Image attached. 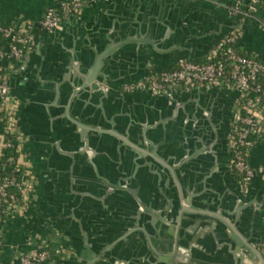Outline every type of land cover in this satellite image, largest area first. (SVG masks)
Returning a JSON list of instances; mask_svg holds the SVG:
<instances>
[{
    "label": "crops",
    "instance_id": "crops-1",
    "mask_svg": "<svg viewBox=\"0 0 264 264\" xmlns=\"http://www.w3.org/2000/svg\"><path fill=\"white\" fill-rule=\"evenodd\" d=\"M53 4L0 0V20L36 22ZM132 11L141 13V22L168 21L176 28H161L155 37L159 47L148 50V59L128 44L99 65L103 51L116 46L115 27L133 23ZM228 21L215 0H106L53 36L37 31L27 73L17 72L11 81L23 101L21 124L38 178L32 215L24 224L43 235L57 234L64 253L51 264H264L256 254L258 241L252 257L254 243L244 234L240 250L230 246L236 242L226 223L237 203L226 164L186 161L182 152L183 162L177 163L162 131L147 127L158 119L151 103L114 90L143 77L149 62L160 68L185 55L201 57L200 47L209 48L216 29ZM198 32L207 34V43L199 42ZM178 43L184 46L173 47ZM245 44L264 51V31L256 21L247 24ZM35 150L44 158L40 163ZM263 159L264 144L252 161L258 165ZM260 192L264 195V187ZM258 210L255 235L263 239L264 207ZM38 214L51 218L38 220Z\"/></svg>",
    "mask_w": 264,
    "mask_h": 264
},
{
    "label": "built area",
    "instance_id": "built-area-1",
    "mask_svg": "<svg viewBox=\"0 0 264 264\" xmlns=\"http://www.w3.org/2000/svg\"><path fill=\"white\" fill-rule=\"evenodd\" d=\"M53 1L36 22L0 20V264H51L64 253L57 234L43 235L24 224L32 215L38 178L11 80L26 68L37 31L53 36L86 8L106 0ZM215 1L235 25L214 47L199 58L182 59L163 70L149 62L147 73L124 84L122 90L155 96L207 88L232 93L230 169L248 195L258 177L264 181V159L258 165L252 161L254 150L264 144V51L249 48L245 36L252 20L264 31V0ZM256 248L264 255V238Z\"/></svg>",
    "mask_w": 264,
    "mask_h": 264
},
{
    "label": "flooded vegetation",
    "instance_id": "flooded-vegetation-1",
    "mask_svg": "<svg viewBox=\"0 0 264 264\" xmlns=\"http://www.w3.org/2000/svg\"><path fill=\"white\" fill-rule=\"evenodd\" d=\"M199 98H202L203 101L199 102ZM18 99L21 109L23 101L19 97ZM233 100L234 95L232 93L213 89L205 93L204 97L196 98L194 96L192 104H185L178 100L168 101L165 107L167 121L162 136L177 163L183 162L181 152L187 150L189 151L187 160L199 158L205 162L215 161L219 164H226V169L231 172L236 186L235 201L239 205H246L250 213L255 210L259 211L258 209L264 207V195L260 192L261 186L264 187V181L255 180L250 193L246 195L242 193L238 178L230 169L228 134L232 122ZM198 152H200L199 155ZM34 155L37 163L44 160L39 150H35ZM49 216L51 215L38 214L36 218L49 220L51 218ZM249 240H252L253 243V240L257 242L261 239L256 236L249 238Z\"/></svg>",
    "mask_w": 264,
    "mask_h": 264
},
{
    "label": "water",
    "instance_id": "water-1",
    "mask_svg": "<svg viewBox=\"0 0 264 264\" xmlns=\"http://www.w3.org/2000/svg\"><path fill=\"white\" fill-rule=\"evenodd\" d=\"M184 1L188 2V0H184ZM137 10L139 12L142 11L141 8H140V10L139 9H137ZM139 14H141V13H139ZM139 14L134 13L133 11L130 12L129 17L132 18L131 21H133V23L122 25L121 27H117V26L115 27V30H116L115 34L117 35V40H118L116 42V46L113 49L103 51V53L100 55V59L98 61L99 65H102V63H101L102 59L107 58L108 55L114 54L116 50H119L122 47H130L129 45H133L134 48H131V49H137V51L142 56H146V59H148V57H149L148 50L155 53L157 48L159 47V44L156 43L157 39L155 37H156V35L159 34V31L161 30V28H164V27L168 28L169 26L171 27L172 30H174L176 28V26L174 24L170 25L168 21H163L164 23H159V22L155 21L154 24L153 23L148 24L146 22H141L142 16ZM233 25H235V23L228 21L225 24V27L222 28L221 31L219 29H216V31L218 32V36L216 37V39L213 42H210L208 44L209 48L208 47H205V48L200 47L201 49H203V52L199 56L205 55L212 47H214L218 43V41H220L229 32V30H231ZM182 29L183 28H180V31H179L180 33L182 32ZM199 34H200V36H202V39H199V42H203V43L206 42L205 37L207 36V34H204L203 32L196 33V35H199ZM37 44H38V38L36 37L35 49L37 48ZM183 46L184 45H181L179 43L173 45V47H183ZM198 48H199V46H198ZM134 51H136V50H134ZM195 57L196 56L185 55V56L180 57L178 59V61L182 60V59H193ZM169 66L170 65H165V66L157 68V69L163 70V69L168 68ZM27 70H28V63L26 65V68L22 71V73H27ZM82 74H84L86 77H88V82H91L92 79L88 75L87 72H82ZM82 80H83V78H82ZM101 81L105 82L104 78H102ZM13 84H14V81H11V87H13ZM122 88H123V85H116L114 87V90L119 92V93H123ZM213 89L214 88L195 89L193 91L185 92V93L176 92V93L159 95V96L151 95L148 93H142V92H138L136 94H134V93L129 94V93H125V92L124 93L128 94L132 97H135L136 99L140 98L141 100H143V102L151 103V105L154 107V109L157 112L158 119L156 120V122H154V123L152 122L150 125H148L147 123L146 124L148 125L147 127L152 129L153 132L158 133L160 131H163V129L166 126L167 116L165 115V112H166L165 107H166V103L168 101L178 100L179 102L182 101V103H185V104L186 103L192 104L193 103L192 100H193L194 96L196 98L197 97H204L205 93H207ZM107 90H110V89H108V88L106 90L104 89V92ZM124 95L122 94V96L121 95L120 96L124 98ZM198 101L202 102L203 99L199 98ZM145 126L146 125L143 124L142 128H141L142 129L141 130L142 140L147 138V135H148V129H146ZM151 145L153 147V152L158 153L157 152L158 147L153 143H151ZM141 152L145 153L146 152L145 148H143L141 150ZM183 154L185 155V159L187 160V157H189V151L184 150ZM199 154H200V152H198V155ZM195 159L200 160L199 158H195ZM192 160H194V159L192 158ZM134 192H136V190ZM245 197H247V196H245ZM244 211L246 212L245 214H244ZM258 216H260L259 211L255 210V211H252L249 213L246 205L240 204L238 206V204H237V208H235V210L232 211V216H230L231 217V220L229 221L230 223H226L228 225V226L226 225V227L227 228L230 227V229H231V230H229V228H228V232L229 233L231 232V234H232V237H230V238H232V240L236 242V245L232 246L233 243L230 245L233 250L238 251L243 246V242H242V240H240V237H239V236H242V234H244L248 238V240L251 237H256L255 228H256V226L259 225V221L257 218ZM255 242H256V240L255 241L253 240L254 249L251 247V249L253 250L251 257L254 256V253L257 252L255 250ZM177 243L175 245V248L179 251V246H178L179 244H177ZM181 252H182V250H181ZM256 254L259 255V257H261V259L264 260V255H262L261 253H258V252Z\"/></svg>",
    "mask_w": 264,
    "mask_h": 264
},
{
    "label": "rangeland",
    "instance_id": "rangeland-1",
    "mask_svg": "<svg viewBox=\"0 0 264 264\" xmlns=\"http://www.w3.org/2000/svg\"><path fill=\"white\" fill-rule=\"evenodd\" d=\"M256 36H257V37L261 36V33H257ZM262 36H263V35H262Z\"/></svg>",
    "mask_w": 264,
    "mask_h": 264
}]
</instances>
